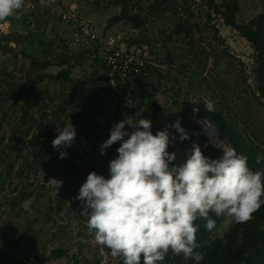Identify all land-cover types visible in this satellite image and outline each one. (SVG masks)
I'll return each instance as SVG.
<instances>
[{
    "label": "rangeland",
    "instance_id": "rangeland-1",
    "mask_svg": "<svg viewBox=\"0 0 264 264\" xmlns=\"http://www.w3.org/2000/svg\"><path fill=\"white\" fill-rule=\"evenodd\" d=\"M30 1L38 5L35 12L29 14L31 6L24 5L0 20V258L40 257L42 264H120L97 244L75 197L90 172L104 175L109 169L117 153L105 157L99 146L109 138L113 124L125 116L152 121L157 113L152 123L155 133L179 119L190 138L177 139L175 147L168 149L177 152L178 164L193 142L210 159L220 156L209 152V145L223 153L222 147L211 143L199 120L216 128L226 147L231 146L225 128H234L255 144L264 161V98L255 72L258 57L250 42L214 14L211 0H169L163 8H158V0H132L129 11L141 12L147 20L140 29L127 21L112 22L122 14L123 0ZM214 1L217 5L223 2ZM234 1L239 4L240 23L264 13V0ZM29 17L35 19V29ZM21 20L26 25L24 33L13 29ZM80 24L92 27L102 41L114 43L138 63L143 61L142 70L130 82L112 77L106 64L109 46L82 40ZM183 26L192 30L190 36L177 33ZM33 59L51 67L33 69ZM68 69L69 79L63 83L50 79L31 83L39 76ZM137 79L148 84L152 97L142 111L133 114L138 104L134 101ZM23 84L39 87L44 98L37 103L11 100ZM206 98L215 101L212 112L223 117L222 126H214L195 108ZM69 121L77 135L71 147L62 149L66 158L60 159L51 143ZM40 124L52 132L51 142L45 137L34 140ZM40 152L44 160L36 157ZM51 178L64 182L58 196L47 184ZM24 201H28V211ZM223 216L222 228L214 238L224 237L234 223L226 213ZM59 249L65 251L62 258L53 255ZM172 253L174 259L183 257L181 264H189L190 258Z\"/></svg>",
    "mask_w": 264,
    "mask_h": 264
},
{
    "label": "clouds",
    "instance_id": "clouds-1",
    "mask_svg": "<svg viewBox=\"0 0 264 264\" xmlns=\"http://www.w3.org/2000/svg\"><path fill=\"white\" fill-rule=\"evenodd\" d=\"M23 3L0 0V20ZM204 104L207 111H215L212 99L206 98ZM57 133L52 147L64 159L67 152L62 149L73 145L76 128L69 121ZM189 138L179 119L153 134L150 119L128 116L113 124L109 138L99 146L100 154L105 155L106 149L120 145L117 156L109 162V177L90 172L75 199L81 203L80 213L89 232L95 230L97 244L112 257H122L123 264H158L170 249L199 264L203 254L196 251L201 247L199 226L194 224L198 218L206 220L204 226L211 232L217 223L210 218V211L245 223L261 207L264 173L250 170L247 156L221 142L222 155L210 159L193 142L178 164L177 152L168 149L175 147L177 139L183 142ZM260 159L258 156L257 163ZM63 183L55 178L47 181L56 196ZM23 207L28 211V201Z\"/></svg>",
    "mask_w": 264,
    "mask_h": 264
},
{
    "label": "trees",
    "instance_id": "trees-1",
    "mask_svg": "<svg viewBox=\"0 0 264 264\" xmlns=\"http://www.w3.org/2000/svg\"><path fill=\"white\" fill-rule=\"evenodd\" d=\"M132 0H123L121 3L123 5L122 14L118 17H114L112 22H122L127 21L132 24L135 29H140L146 24V18L143 17L140 13L133 14L129 11V3ZM175 2H179L181 0H173ZM33 3L36 9L38 5L33 1L26 0L22 6L26 3ZM169 0H158V8H163L165 5H169ZM210 6L217 16H219L224 24L228 27L236 30L243 38H245L248 42L251 43L254 52L256 53L258 59L256 63V79L258 83V91L264 98V13L259 14L257 17L251 19L248 23H240L237 20V14L239 12V4L234 0H223L220 5H217L214 0H211ZM31 12H35V10ZM142 10V9H141ZM178 34L185 33L186 36H190L192 33L191 29L186 28V26L180 27ZM102 45V41L97 40ZM93 41V42H97ZM83 61H79L78 63H82ZM33 69L44 68L48 69L51 67L50 63H42L37 59H33L32 61ZM143 67L136 65L134 67V71L130 75L125 82H130L131 76H133L137 71L142 70ZM110 72V69L108 70ZM70 69L67 71H61L60 73L54 75H44L37 77V80H33L31 83L39 84L40 82L45 81V79H50L55 81V83H63L69 79ZM117 79V78H116ZM143 87H145L143 89ZM148 84H144L142 80L137 79L135 81L134 87V101H138L137 107L135 110L131 111V113L135 114L142 111L146 105V101L151 99L150 93L146 89ZM156 87L153 88V93H156ZM200 115H204L209 119V121L216 127L223 125L224 119L217 112H209L205 108L203 103H198L195 107ZM125 119L128 116L124 117ZM123 118V119H124ZM157 113L154 114L152 119V123L156 120ZM119 122V121H118ZM126 130L130 131L127 128ZM37 137L34 140H38L40 137H45L48 141L51 142L52 132L47 131L44 124H40L37 129ZM225 135L228 140V144L233 147L238 154L244 155L248 157V166L250 170L253 172L259 171L264 173V161L260 159L259 163H257V157H261L259 154L258 148L255 146L253 142L247 141L243 138V136L234 128L226 127ZM155 134V132H153ZM204 141H208L206 136L202 137ZM52 144V143H51ZM52 146V145H51ZM51 146L49 148V152H52ZM119 143H116L111 146L110 152L105 151V157H113L117 152L116 149L119 147ZM208 151L213 153L214 156L219 157L222 155V152L209 145ZM57 152V150H56ZM42 156V160L45 159L42 152L37 153V156ZM105 178L109 177V169L103 175ZM262 183H264V175H262ZM29 195H24V198L27 199ZM261 207L259 210L252 214V219L245 223H236L234 222L231 226L230 230L224 235V237H215L217 233L220 232L222 228V224L224 222L223 214L219 217L215 215L214 212L209 213L211 219L216 220L217 228L212 230L211 232L207 231L205 228L206 220L203 218H198L197 221L194 222L195 225H198L197 238L198 243H200L201 247L196 251H199L203 254V259L199 262V264H264V196L261 197ZM84 221L86 218L84 216L81 217ZM95 230L92 231L94 234ZM54 257L62 258L65 255V251L59 249L53 252ZM173 253L171 251L168 252L166 258L163 262H158V264H181L183 261V257L174 259L172 257ZM120 264H123L122 257H117ZM143 260V257H141ZM0 264H42L40 262V257H36V259H17L13 260L9 258V256H2L0 258ZM189 264H197V262L190 258Z\"/></svg>",
    "mask_w": 264,
    "mask_h": 264
},
{
    "label": "built area",
    "instance_id": "built-area-1",
    "mask_svg": "<svg viewBox=\"0 0 264 264\" xmlns=\"http://www.w3.org/2000/svg\"><path fill=\"white\" fill-rule=\"evenodd\" d=\"M27 4L28 3H26L24 7L31 6V8H29V11H27L30 14L31 11L35 8V6L31 5V4L30 5H27ZM59 16L61 18H65V19L69 18V20H70V17H67L66 15L61 14ZM29 20H30L31 24L33 25L32 29H35V23H36L35 19L29 17ZM79 26H80L81 34H84L82 36V40L83 39H89L92 41L101 40L97 36V33H95L92 30V27H90L88 25H83V24H80ZM102 43L109 46V49L107 47V52H109V53H107L108 57L106 58V64H107L108 68L110 69V75L112 77H114V78L121 77V78L128 79L130 77V75L132 74V72L134 71V67L136 65L139 64L138 66H144L143 61L141 63H138V61H137L138 59H136V57L125 54V52L121 51L119 49V47H116L114 45V43L105 42V41H102ZM134 60H135V66L133 67V64H134L133 61Z\"/></svg>",
    "mask_w": 264,
    "mask_h": 264
},
{
    "label": "water",
    "instance_id": "water-1",
    "mask_svg": "<svg viewBox=\"0 0 264 264\" xmlns=\"http://www.w3.org/2000/svg\"><path fill=\"white\" fill-rule=\"evenodd\" d=\"M13 29L19 33H24L26 31V25L23 20L18 21L14 24ZM2 30L0 29V34ZM44 98V92L37 86L30 84H23L19 87V90L16 94L10 96L11 100H25L27 103L31 101L39 102Z\"/></svg>",
    "mask_w": 264,
    "mask_h": 264
},
{
    "label": "bare ground",
    "instance_id": "bare-ground-1",
    "mask_svg": "<svg viewBox=\"0 0 264 264\" xmlns=\"http://www.w3.org/2000/svg\"><path fill=\"white\" fill-rule=\"evenodd\" d=\"M208 124V125H207ZM206 124V121L204 120H199V125L203 128L206 136L209 138V140L211 141V143L220 148V143L222 141L221 135L219 133V131L214 128L209 122ZM224 145V143H223Z\"/></svg>",
    "mask_w": 264,
    "mask_h": 264
}]
</instances>
